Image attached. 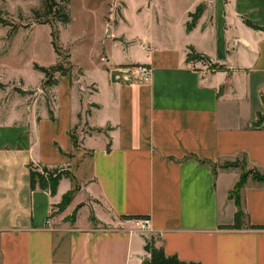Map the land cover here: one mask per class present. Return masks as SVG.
<instances>
[{"label":"crops","instance_id":"0c3cea01","mask_svg":"<svg viewBox=\"0 0 264 264\" xmlns=\"http://www.w3.org/2000/svg\"><path fill=\"white\" fill-rule=\"evenodd\" d=\"M123 2L120 22L104 24L107 38L130 53L92 57L93 72L72 62L83 74L59 77L55 121L43 103L27 112L22 102L41 90L43 74L34 85L21 80L25 97L7 108L0 91V264H143L150 241L183 262L264 264V230L249 228L264 226L263 183L249 178L241 191L242 229H220L234 224L231 194L243 172L222 166L245 162L264 174V123L254 126L264 114V31L244 22L264 28V0H196L179 14L149 0L162 9V18L149 23L158 32L143 29L134 39ZM200 5L205 11L188 32L189 14ZM190 47L226 70L189 63ZM138 65L150 68L148 82L135 79ZM80 115L108 138L84 136L78 155H88L55 197L33 191L30 164L72 171L70 134ZM76 182L94 201L102 228L80 223V214L70 228L55 227L54 210ZM122 216L149 218L148 231L124 225Z\"/></svg>","mask_w":264,"mask_h":264},{"label":"rangeland","instance_id":"374dc122","mask_svg":"<svg viewBox=\"0 0 264 264\" xmlns=\"http://www.w3.org/2000/svg\"><path fill=\"white\" fill-rule=\"evenodd\" d=\"M154 1L167 7L166 12L171 11L179 14L180 11L182 12V10L193 5L196 0ZM125 2L130 10L131 28L126 30L128 37L134 39L135 32L143 29L147 34L155 35L158 29L149 26V23L152 20L155 21L157 15L162 18V9L149 5V0H125ZM143 7H145L144 14H138V10ZM40 8L41 0H0V17L6 19L12 25V27H3L0 23V91L3 92L1 103L4 108H7L17 96L25 97L24 94L19 92L24 87L21 80L34 85L38 78L43 76L42 73L34 69L35 64L42 67H51L60 62L68 67L69 62L83 63L87 69L92 71L93 65L90 61L92 57L111 58L113 56L114 59L121 60L126 53H130L129 49L123 51L122 48H117L114 41L107 38L108 26L104 24L106 21V24L115 27L120 22L124 9L123 0H70V23L67 27L57 26L60 31L58 42L60 56L55 53L52 45V27L50 25H39L35 22L32 11ZM15 30L17 34L10 38V34ZM133 41L138 42V40ZM68 55H71V59H68ZM104 65L106 64L104 63ZM74 72L75 77L79 78L76 68ZM40 89L41 91L37 94L32 93L22 99L24 106H27V112H29L31 106L37 110L38 106L41 105L40 103L45 105V97L51 101L50 105L53 108L55 107L54 91L46 90L44 84ZM82 129L83 125L79 130ZM87 155L81 157V155L75 153V163L72 167L73 175L74 167ZM247 170L251 169L247 167ZM75 186L78 189L71 210L66 209L64 212H60L57 208L54 210V216L58 217L55 227L57 229L70 228L74 225L77 215L80 214V223L83 224L85 221H89L93 227L102 228L103 226L95 217L94 201L85 190L81 191L83 189L82 185L76 182Z\"/></svg>","mask_w":264,"mask_h":264},{"label":"trees","instance_id":"16d2710c","mask_svg":"<svg viewBox=\"0 0 264 264\" xmlns=\"http://www.w3.org/2000/svg\"><path fill=\"white\" fill-rule=\"evenodd\" d=\"M69 4L70 0H41V8L38 10H33L32 14L35 17V22L39 25H50L52 27V45L55 53L60 56V50L58 47V42L60 39V31L57 29V26L67 27L70 23V13H69ZM205 11V6L200 5L194 13L189 14L190 21L187 23V31L191 32L197 25L198 21L202 17ZM245 24L256 30L264 31L263 27H260L250 21L249 19H244ZM0 23L3 27H12V25L6 20L0 17ZM17 31L15 30L10 34V38L15 36ZM68 59H71V55H68ZM187 61L189 63L201 61L210 64V68L218 71L226 70L225 67L215 65L211 63L209 57L198 53L193 47L189 48V53L187 56ZM130 66H122L121 68H129ZM34 69L42 73L45 77L43 82L44 88L46 90L50 89L52 91L58 85L59 77H75L74 66L71 62L68 63V67L63 63L58 62L56 65L51 67H42L38 64L34 65ZM82 70H78V75H82ZM45 90V91H46ZM21 94H25L22 90H19ZM32 94V93H28ZM46 108L48 111V117L50 120L55 121L56 116L54 113V108L50 105L51 101L45 97ZM56 100L54 101L55 105ZM91 111H86V116L90 115ZM79 124L72 130L70 137L72 141V146L75 153H81L83 151L82 144L84 136H93L94 134L106 136L104 130L102 129H93L90 128L88 123L82 124V116H79ZM264 123V114H259L256 122L254 123L255 127H259ZM83 125V129L80 131L79 128ZM107 137V136H106ZM108 138V137H107ZM108 150H110V143L108 144ZM242 168V175L240 181L238 182L235 190L231 194V198L235 201L237 206V212L235 214L234 224L231 226H222V230H240L243 227L245 212L242 207L241 202V191L245 187L249 178H252L254 181L264 184V174H261L256 169L247 170V165L245 162H228L225 163L223 169H232V168ZM30 187L34 190L48 191L52 197H55L58 193L60 182L64 179H71L75 181V176L73 175L70 169L61 167V166H47L42 164H30ZM77 186H75L73 191H70L63 196L62 201L56 207L60 212H64L72 203ZM75 215V214H74ZM140 216H122V220H132V219H141ZM249 228L252 230H264V226H253L249 225ZM146 252L150 254V259L143 262V264H201L197 262H183L177 256H168L163 248H157L155 244L150 241L145 247Z\"/></svg>","mask_w":264,"mask_h":264},{"label":"built area","instance_id":"2783aa9c","mask_svg":"<svg viewBox=\"0 0 264 264\" xmlns=\"http://www.w3.org/2000/svg\"><path fill=\"white\" fill-rule=\"evenodd\" d=\"M133 70L135 72L134 77L138 81L148 82L150 80L152 75L150 68L143 65H138V66H134ZM124 225H127L128 227L134 230L146 232L148 231V228L150 226V219L141 218V219L124 220Z\"/></svg>","mask_w":264,"mask_h":264},{"label":"water","instance_id":"95a60500","mask_svg":"<svg viewBox=\"0 0 264 264\" xmlns=\"http://www.w3.org/2000/svg\"><path fill=\"white\" fill-rule=\"evenodd\" d=\"M110 33V26H108V33H107V36L109 35ZM31 93H34L33 91H30ZM39 92V90L35 91V93Z\"/></svg>","mask_w":264,"mask_h":264}]
</instances>
